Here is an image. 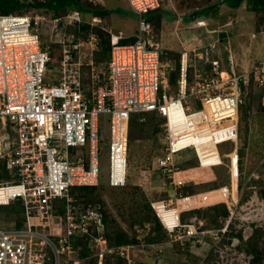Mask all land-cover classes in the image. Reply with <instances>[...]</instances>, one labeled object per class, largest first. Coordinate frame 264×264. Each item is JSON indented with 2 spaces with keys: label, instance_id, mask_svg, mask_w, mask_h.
<instances>
[{
  "label": "built area",
  "instance_id": "1",
  "mask_svg": "<svg viewBox=\"0 0 264 264\" xmlns=\"http://www.w3.org/2000/svg\"><path fill=\"white\" fill-rule=\"evenodd\" d=\"M126 1L137 15L134 40L120 43L122 31L101 26L110 34L105 61L93 57L99 49L95 34L58 33L60 25L84 23L79 10L49 19L40 7L0 13V206L21 208L15 219L0 220V264H140L133 257L139 244L110 243L100 204L79 203L71 193L73 187L101 183V116L109 123L111 187L126 183L132 115L164 118L155 166L173 189L184 182L179 155L193 152L199 166L209 167L223 162L219 144H237L242 84L251 77L264 84V53L244 71H237L229 53L226 71L216 37L203 53L192 50V63L189 52L181 51L179 76L171 86L177 63L161 56L163 48L147 18L160 0ZM99 22L91 17L88 23ZM54 44L60 46L57 61ZM53 69L57 78L49 77ZM224 156L237 189L236 147ZM174 196L149 201L167 236L166 242L148 244L157 251L158 245L183 242L199 227L194 218L181 221L178 207L170 208L183 195Z\"/></svg>",
  "mask_w": 264,
  "mask_h": 264
},
{
  "label": "rangeland",
  "instance_id": "2",
  "mask_svg": "<svg viewBox=\"0 0 264 264\" xmlns=\"http://www.w3.org/2000/svg\"><path fill=\"white\" fill-rule=\"evenodd\" d=\"M22 1L33 3L32 1L35 0ZM179 1L181 3L178 4L176 0H161L160 10L163 12L158 16L159 27L155 25L154 32L163 48L164 52L161 55L163 58L169 57L177 62L181 51L185 49L189 52V61L192 63V50H197L198 55L203 53L205 45L216 38V34L211 30L220 27L225 30L227 21L230 22L228 18L231 16L233 18L231 28L236 29L233 30L235 34L238 31L244 33L246 30L244 24L247 21L248 24L254 25L252 31L256 37H235L231 28H228L231 29L227 30L228 32L223 31L218 37L220 41L222 37H226V33L231 36L229 37L230 43L219 44L217 53L224 68L226 71L229 70V53L232 54L237 71H242L241 68H248V64L261 61L264 21L260 13L254 15L253 11H244L241 7L234 11L229 7L230 9L227 10V6L223 5L221 0ZM213 4L222 6L218 9L217 17H214L217 21L210 22L205 26H198L196 21L205 17H192L194 11ZM105 5L110 9L109 15L98 16L101 22L90 24V26L96 25L99 28L105 26L113 33L121 30L124 37H131L136 29L137 15L130 9L127 1L105 0ZM24 9L27 10L26 12H33L36 7L30 5ZM66 13L61 12L59 15ZM81 13L84 19H89L87 13L83 11ZM45 17L49 19L52 15L47 13ZM180 17L182 18L181 22L177 24ZM206 18L213 17L206 16ZM203 21L206 22V20ZM255 21L258 22L256 26ZM240 24L241 26H239ZM74 27L76 26L72 25L64 29L60 25L58 33L63 31L74 33ZM90 33L95 34L96 32L89 29L88 32L86 30L82 32L84 35ZM105 33L110 42V34L107 31ZM102 45L103 50L99 57L106 53V39L102 41ZM50 76L57 78L59 73L53 69L49 72ZM248 89L250 90L245 93L242 86L243 101H246L241 114L239 113L238 122L237 148L242 151L243 156L241 157L239 153L237 189L235 188V179L230 177L229 157H224V154L233 149V142L229 141L219 144L218 150L223 156V164L215 168L199 167L196 162L197 157L193 152L179 155V165L182 170L179 175L182 177L180 178L184 181V185L175 189L167 185L166 180L163 179L155 166V157L161 147L159 143L161 126L156 129L154 122L156 120L161 123L159 121L161 119H158L160 117L157 116L150 118L145 115L143 120L137 118L129 127L125 185L120 187L108 185L109 158L107 150L101 154V183L98 186L100 197L106 203V212L110 220L114 219L121 227L120 229L132 235V230L135 226L137 227L135 242L139 244L136 246L139 250L135 248L133 257L140 264H264V199L261 197V192L264 190V84L254 83V87ZM100 120L103 133L108 136L107 116H101ZM179 193L183 196L179 197V201L173 202L170 208L178 207L181 221L188 222L189 219L194 218L199 227L183 242L177 240L169 244L158 245L159 251H157L156 248L148 246L153 243L149 241L150 237L159 235V233L153 232L159 218L148 208L149 201L167 199ZM235 199L237 202L234 201ZM225 209H227V213L223 214L222 211ZM19 213L17 207L13 209L0 206V220H13L15 214ZM257 229H261L259 231L260 236L262 235L260 242L255 252H246L244 248L247 247L249 238ZM165 236L164 234L162 239L154 242L161 243L164 240L166 242L167 236ZM141 243L146 245L142 247Z\"/></svg>",
  "mask_w": 264,
  "mask_h": 264
},
{
  "label": "trees",
  "instance_id": "3",
  "mask_svg": "<svg viewBox=\"0 0 264 264\" xmlns=\"http://www.w3.org/2000/svg\"><path fill=\"white\" fill-rule=\"evenodd\" d=\"M32 2L33 3H29V1L24 2L22 0H0V13L1 14L11 13V12L12 13H23V12L27 11L24 8L27 6H30V5L33 7H36V8L41 7V9L44 13L51 14L52 16H58L61 12H64V13L68 12V11L70 12V10H72V9H77L80 12L83 11V12L87 13L89 15V18H91V16L106 17L109 15V12H110V9L105 5V0H103V3H100V2L93 3V2H90L88 0H41V1L35 0ZM221 2L223 5H226L232 9H237V8L241 7L244 9V11H247V10L253 11L254 15L260 13L261 16H263V21H264V0H221ZM214 6L215 5L213 4V5H209L207 7H204V8H200L197 11H194L192 17H196V16H199V17L204 16L205 18H206V16L211 17L210 14H211V11L214 8ZM215 7L219 9L220 6L218 5ZM161 12H163V11L160 10V8H157L156 10L151 11L147 15V18L153 24L154 30L156 29V27H159L158 16H160ZM89 21L90 20L83 19L84 23L76 24V27H74L75 32L82 34V32L85 30H86V32H88V29L92 30V32L93 31L96 32L95 34L99 38V49L97 51H95L93 57L96 61H105L109 58V52H110L109 37L105 33L106 31L103 30L101 27L99 28L96 25L91 27L90 23H88ZM155 25H156V27H155ZM256 25H258L257 21H256ZM253 37H255V36L253 35ZM103 38L106 39V48H105L106 53H105V55H103L104 57L103 56L99 57V54L103 50L102 41L105 40ZM133 40H134V38L128 39V40L123 39V40H120V43H127L130 41L132 42ZM52 49H53L52 54L54 55L55 61H57V59H59V56H60L59 44H54ZM176 63H177L176 69L173 70L172 72H170V76H169V81H170L171 86H175L176 79L179 76V60ZM54 65H55V63H54ZM207 67H209V65H207ZM189 71H191V69H189ZM254 83H255L254 79H253V77H251L249 80V83L242 84L244 92L245 93L248 92L250 90V89H248L249 87L253 88ZM243 100H244V95H242V101L240 104V112L244 108L243 105L245 104V101H246V100L245 101H243ZM146 116L151 118V117H154L155 114L154 113H147ZM137 118L139 119L140 117L137 115H132L130 117L129 125H128V131H129V127H130L131 123L136 121ZM158 119H161V120H159V121H161V123L164 120V118H158ZM154 122L156 124V129L158 128V126H161L160 122L158 123V122H156V120ZM100 130H101L100 131L101 136H100L99 145L102 149L105 150L107 147V143H106L107 136L103 133L102 127L100 128ZM128 135H129V133H128ZM239 150L240 149H238V153H240V156L242 157L243 156L242 151L240 150V152H239ZM196 162H197V159H196ZM197 164H198V162H197ZM2 171L4 173H6L5 170H2ZM99 192H100V190H99L98 186L73 187V189L71 190V193L73 195H75V197L78 199L79 203L92 202V203L100 204L101 211L103 213L104 221L106 223V228H107L105 235L107 236V239L109 240L110 243L135 242L136 239H135L134 234L130 235L129 233H126V231L124 232L122 229H120L121 227L115 222L114 219L110 220L108 213L106 212V207H105L106 203L100 197ZM261 197L264 199V190L261 192ZM2 207H7V208L11 207L13 209L17 207V208H19V212L21 211L20 210L21 208L18 205H7V206H2ZM148 208L150 209L149 205H148ZM222 213L226 214L227 209L222 211ZM156 222H158L157 219H156ZM158 224L156 225L157 227L153 229V232H155V233L157 232V233H159V235H157L156 237H153V236L150 237L149 241L154 242V241L160 240L164 237V233L161 230L160 223L158 222ZM260 230L261 229L255 230L254 233L249 238L250 241H249V243L247 242V244H246L247 247L244 248V250H246V252H249V253L255 252V249L258 246L260 239H261V236H262V235L260 236V234H259ZM263 242H264V239H263Z\"/></svg>",
  "mask_w": 264,
  "mask_h": 264
},
{
  "label": "crops",
  "instance_id": "4",
  "mask_svg": "<svg viewBox=\"0 0 264 264\" xmlns=\"http://www.w3.org/2000/svg\"><path fill=\"white\" fill-rule=\"evenodd\" d=\"M177 1V3L179 4V3H181V1H179V0H176ZM160 6H161V0H160ZM220 7H222V6H220ZM219 7V8H220ZM228 6L226 7V9L228 10ZM230 9V8H229ZM230 10H232V11H234V10H236V9H230ZM218 8H213L212 9V11H211V17H213V18H211V19H209V18H207L206 20H207V22L206 23H208V24H210V22H214V21H217V20H215L214 19V17H217V15H218ZM181 17L180 18H178V21L176 22L177 24H179L180 22H181ZM228 19H230V22L228 23V21H227V28L224 30V29H220V28H213V30H211L214 34H216V36L215 37H219L220 36V34L224 31V32H228L227 30H231L232 29V33L235 35V37H249V36H251V37H253V35L256 37V34L252 31V27L254 26V25H251V24H248L247 23V21H246V23L244 24L245 26H246V30L244 31V33H239V31H238V33H234V31L233 30H236L235 28L233 29V27L231 28V26H232V24H233V18L230 16ZM236 19V18H235ZM256 22V21H255ZM229 24H230V26H229ZM239 26H241V24L239 25ZM255 26H256V23H255ZM228 28H231V29H228ZM119 31H121V30H119ZM252 31V32H251ZM227 35H226V37H222V39H221V41H219L220 42V44L222 43V45L223 44H225V43H230V40H229V37H231L230 35H228V33H226ZM241 34V35H240ZM128 38H132V37H125L124 38V40H128ZM262 46H263V53H264V41H263V43L261 44ZM241 48H242V50H243V46L241 45ZM263 53H262V58L260 59V60H262L263 59ZM256 63V62H255ZM254 63H252L251 65H249L248 64V68L247 67H245V68H241L242 69V71H244L245 69H249L252 65H253ZM263 98H264V96H263ZM263 104H264V101H263ZM247 154V153H246ZM246 157V156H245ZM245 159V158H244ZM223 164V163H222ZM218 166H220V165H213L212 167H210V168H215V167H218ZM228 187V189H229V185L227 186ZM180 199H178V201H179ZM155 231V230H154Z\"/></svg>",
  "mask_w": 264,
  "mask_h": 264
},
{
  "label": "clouds",
  "instance_id": "5",
  "mask_svg": "<svg viewBox=\"0 0 264 264\" xmlns=\"http://www.w3.org/2000/svg\"><path fill=\"white\" fill-rule=\"evenodd\" d=\"M160 8V7H159ZM72 10H77V9H72ZM81 13V12H80ZM81 16H82V14H81ZM91 17H98V16H91ZM83 17H82V21H83ZM207 18H204V19H202V20H206ZM88 20H90V18L88 19ZM205 22V21H204ZM206 22H207V20H206ZM205 22V25L206 24H208V23H206ZM204 25V26H205ZM106 31V30H105ZM119 31V30H118ZM212 32V31H211ZM109 33V32H108ZM113 33V32H112ZM131 37H132V35H131ZM125 38V37H124ZM124 38H122L121 40H123ZM133 38V37H132ZM127 43H129V42H127ZM236 147V150H237V154H238V157H239V153H238V148H237V144H236V146H235V144H234V142H233V149ZM232 149V150H233ZM105 150H107V147H106V149ZM224 157H227V156H224ZM240 160V159H239ZM222 161H223V159H222ZM197 162H198V160H197ZM223 163V162H222ZM221 163V164H222ZM221 164H218V165H221ZM198 166H199V162H198ZM199 167H201V166H199ZM209 167H212V166H209ZM184 185V184H183ZM151 209V208H150ZM151 211L153 212V210L151 209ZM153 214H155L154 212H153ZM159 223H160V221H159ZM160 226H161V223H160ZM162 227V226H161ZM264 228V227H263ZM154 229V228H153ZM162 229V228H161ZM135 230V231H134ZM134 230H132V234H134V236H136V234H137V231H136V229L134 228ZM162 232H163V230H162ZM164 233V232H163ZM165 234V233H164Z\"/></svg>",
  "mask_w": 264,
  "mask_h": 264
},
{
  "label": "water",
  "instance_id": "6",
  "mask_svg": "<svg viewBox=\"0 0 264 264\" xmlns=\"http://www.w3.org/2000/svg\"><path fill=\"white\" fill-rule=\"evenodd\" d=\"M235 241V240H234Z\"/></svg>",
  "mask_w": 264,
  "mask_h": 264
}]
</instances>
